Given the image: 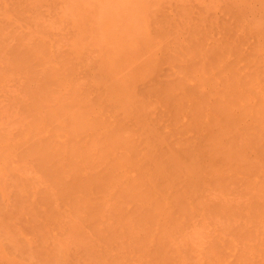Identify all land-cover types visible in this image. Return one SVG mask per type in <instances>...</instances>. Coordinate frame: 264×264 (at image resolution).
Instances as JSON below:
<instances>
[{
	"label": "rangeland",
	"instance_id": "374dc122",
	"mask_svg": "<svg viewBox=\"0 0 264 264\" xmlns=\"http://www.w3.org/2000/svg\"><path fill=\"white\" fill-rule=\"evenodd\" d=\"M0 264H264V0H0Z\"/></svg>",
	"mask_w": 264,
	"mask_h": 264
}]
</instances>
